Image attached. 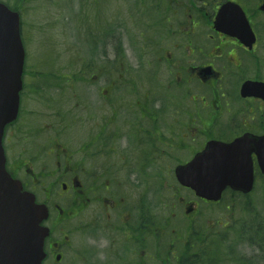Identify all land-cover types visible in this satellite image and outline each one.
Instances as JSON below:
<instances>
[{
  "label": "flooded vegetation",
  "instance_id": "1",
  "mask_svg": "<svg viewBox=\"0 0 264 264\" xmlns=\"http://www.w3.org/2000/svg\"><path fill=\"white\" fill-rule=\"evenodd\" d=\"M0 1L20 14L48 2ZM75 1L81 11L96 8L89 36L80 25L67 35L86 42L91 57L78 53L64 71L26 74L19 115L4 136L9 172L45 193L42 264H195L202 233L209 264H244L241 222L225 217L220 228L196 230V198L208 201L175 172L211 140L264 135V98L241 91L247 81L264 82V0H128L126 54L117 53L114 5ZM225 5L229 26L219 29ZM241 20L256 37L251 47L232 29ZM47 109L61 132H52ZM251 157L257 184L264 175L255 151ZM170 173L174 181L165 180Z\"/></svg>",
  "mask_w": 264,
  "mask_h": 264
},
{
  "label": "water",
  "instance_id": "2",
  "mask_svg": "<svg viewBox=\"0 0 264 264\" xmlns=\"http://www.w3.org/2000/svg\"><path fill=\"white\" fill-rule=\"evenodd\" d=\"M225 10L220 11V20ZM245 36L248 43L255 40L246 30ZM25 56L20 16L0 3V264H42L49 232L41 225L48 217L46 205L36 203L35 194L23 190L21 181L6 169L3 136L18 115ZM242 93L264 97V83L246 82ZM250 143L245 137L231 144L210 141L190 163L177 169V178L206 200H220L228 186L248 193L254 185ZM255 144L264 174V137Z\"/></svg>",
  "mask_w": 264,
  "mask_h": 264
},
{
  "label": "rangeland",
  "instance_id": "3",
  "mask_svg": "<svg viewBox=\"0 0 264 264\" xmlns=\"http://www.w3.org/2000/svg\"><path fill=\"white\" fill-rule=\"evenodd\" d=\"M102 4L108 2H114L115 0H99ZM114 9L116 13V22L118 28V36L122 38L123 44L127 50V41L125 40L126 32V15L128 10V0H116L114 3ZM90 12L85 10L80 11L78 1L70 0H48L47 5L40 12H27L24 13L25 23L23 24V41L26 42L27 56L26 65L28 73L36 70V72H48L51 68L59 71H64L66 68V60L69 57H73L76 54H84L85 57H91V50L88 44L83 42L78 43L72 41L68 42V34L72 31V25H80L82 27L81 34L83 38L89 36L93 29L98 25L99 20ZM106 16L108 12L106 11ZM23 20V21H24ZM106 21L107 18H106ZM52 58L54 66L47 60ZM46 60V61H45ZM76 68V67H74ZM27 71V70H26ZM71 94V92H69ZM170 102H174L173 98L169 99ZM32 100H30V107H36ZM172 106V105H171ZM168 108L166 117L174 114V109ZM42 109V107L39 105ZM49 117L52 124V132H61L56 128L61 127L57 125L58 120L50 111L43 110ZM37 114V113H36ZM76 110H74V115ZM39 117L38 123L43 122ZM46 119V117H45ZM65 139V137H64ZM165 180L174 181V173L165 174ZM264 181L260 177L256 187L252 194L247 199L240 196L226 198L221 204L208 205V202L197 200L198 214L195 220L192 222L195 229L204 232L208 228H220L219 222L223 225L226 221L225 217H228L231 222L243 221L241 224L244 226V221H249L253 212H258L264 215ZM31 188V187H30ZM35 192L39 195L40 200L44 201L45 193L42 188H38ZM186 220L182 221V227L187 225ZM72 223H76V218L72 220ZM247 232L250 229L246 228ZM244 232L245 237L247 232ZM252 239L250 242L244 239V244L237 250L238 255L242 256L244 264H264V247L255 244V241H261L260 236ZM204 238V236L202 237ZM249 238V237H248ZM237 261V258H234ZM227 264H235L228 262Z\"/></svg>",
  "mask_w": 264,
  "mask_h": 264
},
{
  "label": "trees",
  "instance_id": "4",
  "mask_svg": "<svg viewBox=\"0 0 264 264\" xmlns=\"http://www.w3.org/2000/svg\"><path fill=\"white\" fill-rule=\"evenodd\" d=\"M246 228L250 229V232H247ZM244 230L247 232V236L250 240L257 238L255 236L259 235L261 243H264V215L253 212L250 220L244 221ZM195 264H205V253L203 250H200L197 254Z\"/></svg>",
  "mask_w": 264,
  "mask_h": 264
}]
</instances>
